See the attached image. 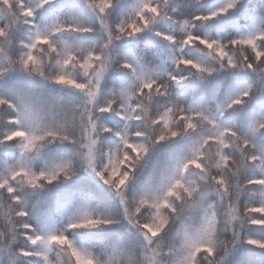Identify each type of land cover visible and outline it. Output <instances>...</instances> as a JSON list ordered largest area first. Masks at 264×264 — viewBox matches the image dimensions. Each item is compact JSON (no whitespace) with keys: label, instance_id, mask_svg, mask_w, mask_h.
<instances>
[{"label":"snow or ice","instance_id":"snow-or-ice-1","mask_svg":"<svg viewBox=\"0 0 264 264\" xmlns=\"http://www.w3.org/2000/svg\"><path fill=\"white\" fill-rule=\"evenodd\" d=\"M0 264H264V0H0Z\"/></svg>","mask_w":264,"mask_h":264}]
</instances>
